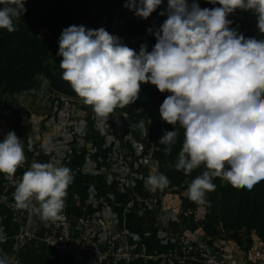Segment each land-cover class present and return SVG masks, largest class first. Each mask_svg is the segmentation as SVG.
<instances>
[{
  "label": "clouds",
  "instance_id": "clouds-1",
  "mask_svg": "<svg viewBox=\"0 0 264 264\" xmlns=\"http://www.w3.org/2000/svg\"><path fill=\"white\" fill-rule=\"evenodd\" d=\"M221 7L202 9L187 0H168L167 15L156 30L151 52L141 45L137 54L105 28L71 25L62 31L58 55L62 79L99 118L136 102L141 84L170 93L160 106V117L184 129V140L175 163L190 175L206 170L187 188V197L205 204L219 177L235 189H252L264 181V39L245 38L230 28L237 10L256 15L264 35V0H209ZM0 29L17 31L14 19L27 9L23 0H0ZM162 0H129L125 7L148 19ZM152 30L149 29V33ZM30 91L35 92V89ZM178 131H166L159 143L170 153ZM25 162L21 140L14 131L0 142V173L14 176ZM227 166V167H226ZM74 177L67 166L54 161H33L13 193L15 206L27 209L39 202L43 222L63 219L67 189ZM151 190L165 189L164 174L149 175ZM0 264H8L0 254Z\"/></svg>",
  "mask_w": 264,
  "mask_h": 264
},
{
  "label": "trees",
  "instance_id": "trees-1",
  "mask_svg": "<svg viewBox=\"0 0 264 264\" xmlns=\"http://www.w3.org/2000/svg\"><path fill=\"white\" fill-rule=\"evenodd\" d=\"M167 1L162 0V4L159 6L161 10L167 6ZM23 2L24 8L27 9L26 13L18 20L14 19L13 21L14 27L18 30L9 33L6 29H0V73H7L8 70H11L17 74L20 82L17 87H10L5 79H0V112L6 113L2 118L10 124L17 135L24 139L28 131L23 132L20 129L19 122L22 114L13 110L11 103L7 104L3 101L15 100L17 97L35 100L42 89L38 76L45 75L48 79L49 75L54 74L62 77L61 68L54 67L55 64L51 59V47L48 42L53 43L58 40L65 28L71 25H83L86 29L103 27L110 34L119 37L122 43L132 48L137 54L141 45H146L147 50L151 52L157 42L156 31L149 38L136 41L137 30L142 21L133 11L125 7L129 0H23ZM199 3L208 9L221 7L219 4L210 3L209 0H199ZM3 6L4 4H0V8ZM163 12L166 13L167 10L165 9ZM166 19L167 15L162 16V21L156 30L162 26ZM228 19L231 21L230 28L244 35L246 39H264V35L258 30L257 18L253 12L237 10L229 15ZM111 21L115 22L114 27L109 26ZM43 33L49 35L46 40L42 36ZM31 89H35V92L30 91ZM168 95L169 93H161L150 83L141 84V91L135 103L123 109L117 107L110 114V118L116 116L123 121L122 130L117 135L120 141L119 147L123 150L121 155L127 150L134 157L132 164L129 163L132 168L134 163L140 164V160L142 161L146 157L154 162L155 174H164L170 181L165 191L170 188L169 191L182 197L183 209L190 212L192 220L190 229L193 232L202 228L207 236L225 237L246 252L250 251L254 244L253 235H255L259 241L257 245L264 247V181L256 184L252 189H235L229 183H224V180L216 177L213 178L216 190L206 194L207 202L205 204L198 205L188 197H184V193L191 183L186 184L188 176L193 175L195 179L206 170L205 166L201 165L187 176L183 170H176L174 165L182 149L184 129L178 124L170 125L155 134L148 132V129L144 127L146 121L144 114L149 113L147 106L153 103L151 98L157 97L164 100ZM54 103L55 99H52L50 110ZM153 104L152 108H155ZM77 108L85 112L87 134L94 140V147L97 149L95 156L98 159L102 153L106 154L108 148L98 140L95 129L96 115L92 108L84 103L77 104ZM176 130L178 131L176 143L172 145L171 152L166 154L164 151L166 146L161 145L159 141L166 131ZM127 139L140 145L138 154L134 155L130 151L133 149L126 142ZM34 153L35 151L25 147L27 167L30 166ZM138 172L143 174L144 168L140 167ZM147 173L150 175L149 172ZM148 175L144 177L146 178ZM115 186H117L116 183ZM163 194L160 193L161 196ZM134 214V224H137L135 211Z\"/></svg>",
  "mask_w": 264,
  "mask_h": 264
},
{
  "label": "crops",
  "instance_id": "crops-1",
  "mask_svg": "<svg viewBox=\"0 0 264 264\" xmlns=\"http://www.w3.org/2000/svg\"><path fill=\"white\" fill-rule=\"evenodd\" d=\"M20 98L25 99V97ZM30 101L32 102L34 99ZM11 104L13 105L12 109L16 111L17 101ZM70 113L71 116L68 121L63 116H58L55 119L46 116L42 123H36V121L41 122L42 118L33 120L36 117L32 116V122H34L32 125L29 123V117H27L29 114L23 115L19 122L20 129L23 132L28 131V134L25 139L16 134L26 148L35 151L32 162L46 163L58 158L61 166H67L72 170L74 179L67 189L65 198L67 212L76 216H82L84 210L97 215L106 214L108 216L107 221H105L106 227H112L113 231L126 229L131 234L132 240L145 242L157 256H164L167 252L175 249L177 244L174 221L179 217V214L185 211L182 205V197L173 194L169 191L170 189H166V191L165 189L151 190L146 185L145 181L149 176L147 172L150 175L156 172L154 162H149L148 159L140 160L142 162L140 167L141 169L144 168L143 174L133 169H127L126 173L123 171L122 163L124 161L132 162L134 157L127 150H125L124 155H121L123 150L119 147V139L117 136L115 137L122 130V120L119 127L120 131L118 132L116 127L115 133L113 126L118 122L117 120L110 125L104 124L102 129L99 128L100 123L96 122L95 129L98 140L102 141L108 148L106 154L102 153L97 159L94 140L89 138L87 134L85 144H78L75 138V130L72 127V123L82 126L86 123L85 112L74 109ZM26 118L28 119L27 122ZM38 124L42 125L41 130L40 133H35L33 132L34 127ZM85 127L87 133L88 127L87 125ZM0 142L3 141L0 139ZM126 142L133 149L130 151L134 155L139 153V144L128 139ZM123 156H127V159H124ZM30 166L25 171L29 170ZM145 175L148 176L145 178ZM120 176L125 177L127 183H122L123 177ZM115 183L117 186L114 187ZM160 193H164L163 196ZM184 197H187V191L184 193ZM34 202L36 201L33 199L31 204ZM134 211L136 212L137 224H134L133 220ZM0 214L9 216L7 210L1 205ZM31 220L36 231L42 235L45 231V224L39 221L38 216H32ZM17 231L18 227L9 218L0 227V239L3 242V244L0 243V247L8 246L11 241L13 242L11 250H2L9 257L7 260L13 262L8 264H62L55 257L54 251L39 241H31L26 246L19 247L15 241ZM3 252L0 254H4ZM11 253H13L12 256ZM237 256V260H232L234 264H240L246 258ZM140 264L191 263L152 257V259Z\"/></svg>",
  "mask_w": 264,
  "mask_h": 264
},
{
  "label": "built area",
  "instance_id": "built-area-1",
  "mask_svg": "<svg viewBox=\"0 0 264 264\" xmlns=\"http://www.w3.org/2000/svg\"><path fill=\"white\" fill-rule=\"evenodd\" d=\"M54 94L55 103L49 112V116L54 119L58 116H63L68 121L71 115L70 111H68L70 105L67 101L74 98L58 93ZM96 119L98 120L97 116ZM103 125L100 123L99 128L102 129ZM41 126V124L35 126L33 132L40 133ZM81 126L80 124L72 123V127L76 133V142L84 145L87 130L85 124ZM10 131L12 130L9 128L8 123L5 120H0V139L4 140ZM22 146L25 154L23 143ZM127 156H123V158L127 159ZM145 159L148 158L146 157ZM53 161L56 163V166H61L58 158L53 159ZM129 163L132 164V162ZM129 163L126 161L122 163L125 173L127 169H133L137 172L142 162L140 161V164L134 163L133 168ZM26 168L25 154V162L17 169L14 176H6L0 173V205L9 213V216L0 214V227H2L5 220L11 219L18 227L15 241L19 247H24L31 241H39L52 249L55 257L62 264H140L143 261L152 259V257L191 264H234L233 261L237 260L236 257L235 260H230V252L221 249L216 241L217 237L212 238L207 236L202 228L193 232L190 229L192 220L188 211L179 214V217L174 221L177 245L175 249L167 252L164 256L155 255L145 242L132 240L131 234L126 229L113 231L112 227H106L105 221L108 218L106 214L97 215L84 210L82 216L72 215L67 212V205L65 203L62 212L63 219L45 223L40 218L38 201L30 204V207L27 209H18L15 206L13 193ZM121 181L124 184L127 183L125 177ZM182 215L185 219L182 218ZM32 216H38L39 221L45 224V231L42 235L34 228L33 221L31 220ZM196 221L198 220L196 219ZM1 241L2 239H0ZM256 245H252L250 253L256 254L258 249L259 252L264 254L263 245ZM235 247H237L236 244ZM235 247H233L234 253L236 250H240L239 247L237 249ZM240 264H264V258L260 256H255L252 259L246 257Z\"/></svg>",
  "mask_w": 264,
  "mask_h": 264
},
{
  "label": "rangeland",
  "instance_id": "rangeland-1",
  "mask_svg": "<svg viewBox=\"0 0 264 264\" xmlns=\"http://www.w3.org/2000/svg\"><path fill=\"white\" fill-rule=\"evenodd\" d=\"M167 8L168 7L165 6V8L161 10L158 7L156 9V11L153 12L152 15L148 19L145 20V19L141 18L142 23H141L140 27L137 30L138 36L136 37V41L145 40V39L149 38L156 31V29L159 27V25H160V23L162 21V16L160 15V13L162 11H164L165 9L167 10ZM114 25H115V22H113V21H111V23L109 24L110 27L111 26L114 27ZM149 29L152 30L151 33H149ZM42 36L44 37L45 40L49 37V35H47L46 33H43ZM59 39L60 38H58V40L54 41L53 43L48 42V45L51 47V59H52L53 63L55 64L54 67L56 69L57 68L59 69V67H60L59 64H60V62L62 60V57H60L58 55V52H59ZM0 79H5L8 82V85L10 87H17L19 85V83H20L17 74L12 72L11 70H8L7 73H0ZM38 81L41 82L42 89H41V91L37 95V98L34 101H32V102L30 101V100H33L32 98L21 99V98L17 97L15 99V101H17L16 105H18L16 111H19L22 114V116L26 115V114H29V115H27V117H29V123H31V125H32V123H34V122H32V116L36 117L33 120H36V119L40 120L42 118L40 120L41 122L36 121V123H42V121H44L43 119L46 116H49V111H50V106H51V103H52V99L55 98V94H54L55 92L53 91V89L51 87L52 84H51L50 79L49 78L47 79V77L45 75H40V76H38ZM169 95H170V93H169ZM15 101L12 100V99H8V100H5L3 102H7V104L8 103H13L14 104ZM151 101L155 104L154 105L152 103L155 108H152V104L147 106V109H148L149 113L144 114L145 117H146V121L144 123V127L146 129H148V132H153L155 134H158L163 129H165L166 127L170 126V124H168L167 122L163 121L161 119V117H160V111L159 110H160V106H161V104L163 103L164 100L158 99L157 97H152ZM67 103L70 105V108H69L68 111H71V110H74V109H78L77 108V103L82 104L83 101H82V99H75L74 98V99H69L67 101ZM2 104L3 103L1 102V105ZM5 114L6 113L4 111L0 112V120H3L2 117ZM74 114L77 115V113H74ZM70 115H71V113H70ZM79 115H81V114H79ZM83 117H84V114H83ZM27 120L28 119L26 118V122H27ZM115 120L118 121L113 126V132L115 133L116 127L118 129V132L120 131L119 127L122 124V122H121L122 119L121 118H118L116 116L110 118V115H109L106 118H99L98 117V121L97 122L101 123V124H106L107 123V125L108 124L110 125L111 123L113 124V122H115ZM9 128L13 131V129L10 127V125H9ZM117 135H118V133L115 135V137ZM150 140H151V138H150ZM192 180H194V176L193 175L188 176V178L186 180V184L188 185L190 182H192ZM224 183H228V182L225 181ZM216 239H217L216 241L220 245L221 249L227 250V251L230 252L229 254H230V256H232L231 260H234L235 257L237 258L238 257L237 255L242 256L244 258L245 257H249L250 259L254 258L255 256H260L261 258H264V254L259 252L258 249H257L256 254H251L250 251L246 252V251H243L241 249L240 250H236V252L234 253L233 247H235V243L233 241L227 240L225 237H217ZM253 242H254V244H258L259 243V241H258V239H257V237L255 235H253ZM0 243L3 244V242H0ZM12 245H13V242L11 241V243L8 246L0 247L1 248L0 252H3L2 251L3 249L11 250L12 247H13ZM237 247H235V249H237ZM12 255H13V253H11V256ZM7 258H9V257H7ZM10 260H12V257H10ZM8 263H13V262L8 261Z\"/></svg>",
  "mask_w": 264,
  "mask_h": 264
},
{
  "label": "water",
  "instance_id": "water-1",
  "mask_svg": "<svg viewBox=\"0 0 264 264\" xmlns=\"http://www.w3.org/2000/svg\"><path fill=\"white\" fill-rule=\"evenodd\" d=\"M194 2L198 3L202 9L205 8L200 5L199 0H187V3L189 4V6H191L192 3ZM167 7H168V1H167ZM48 78L51 81L52 89L55 93L65 95V96L75 98V99H81L78 96H76V93L71 88V85L68 82H65L61 76L51 74L48 76Z\"/></svg>",
  "mask_w": 264,
  "mask_h": 264
}]
</instances>
